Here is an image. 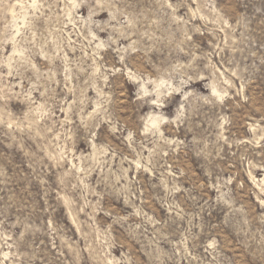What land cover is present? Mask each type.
<instances>
[{
	"label": "rangeland",
	"instance_id": "obj_1",
	"mask_svg": "<svg viewBox=\"0 0 264 264\" xmlns=\"http://www.w3.org/2000/svg\"><path fill=\"white\" fill-rule=\"evenodd\" d=\"M0 264H264V0H0Z\"/></svg>",
	"mask_w": 264,
	"mask_h": 264
},
{
	"label": "bare ground",
	"instance_id": "obj_2",
	"mask_svg": "<svg viewBox=\"0 0 264 264\" xmlns=\"http://www.w3.org/2000/svg\"><path fill=\"white\" fill-rule=\"evenodd\" d=\"M159 85H160V84H159ZM213 90H214V89H213ZM151 120H152V119H151ZM151 120H150V121H151ZM151 122H152V121H151ZM154 122H155V121H154Z\"/></svg>",
	"mask_w": 264,
	"mask_h": 264
}]
</instances>
